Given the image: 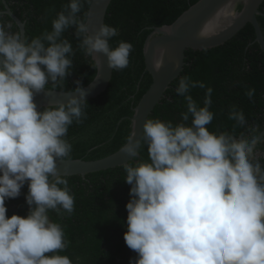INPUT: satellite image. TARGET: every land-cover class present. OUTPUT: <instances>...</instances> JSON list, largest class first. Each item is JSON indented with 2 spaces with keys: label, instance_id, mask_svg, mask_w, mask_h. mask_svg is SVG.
Returning a JSON list of instances; mask_svg holds the SVG:
<instances>
[{
  "label": "clouds",
  "instance_id": "9594fccd",
  "mask_svg": "<svg viewBox=\"0 0 264 264\" xmlns=\"http://www.w3.org/2000/svg\"><path fill=\"white\" fill-rule=\"evenodd\" d=\"M83 2L70 0L52 30L30 41L0 23V264H73L57 254L68 242L48 211H74L66 168L61 173L57 161L71 156L66 136L74 121L86 118L87 92L77 80L64 101L38 109L34 97L49 82L62 85L71 75L73 48L62 38L70 27L93 67L104 54L110 69L123 70L133 50L123 40L110 46L116 27L102 23L90 33L78 16ZM163 55L157 49L154 70L161 68ZM193 88L205 89L203 106L190 94ZM175 91L187 108L180 122L146 119L140 138L133 133L121 148L130 185L123 235L137 254L129 264H264V166L256 155L255 130L238 137L209 131L213 89L203 81L181 76ZM245 95L252 100L255 89ZM229 119L246 124L235 105ZM141 142L147 160L136 159ZM26 182L27 215L7 216L6 199L18 197Z\"/></svg>",
  "mask_w": 264,
  "mask_h": 264
},
{
  "label": "trees",
  "instance_id": "16d2710c",
  "mask_svg": "<svg viewBox=\"0 0 264 264\" xmlns=\"http://www.w3.org/2000/svg\"><path fill=\"white\" fill-rule=\"evenodd\" d=\"M198 0H111L104 24L116 27L118 35L109 41L115 47L120 40L130 42L133 50L129 65L123 70H112L107 88L87 100L86 118L69 126L66 139L72 144V153L66 159L94 160L120 149L131 133V116L134 107L151 84V76L145 69L143 45L154 27L171 24L178 16ZM70 0H0V23L11 25L10 32H19V27L6 12L8 8L24 23V37L30 41L44 31L52 30V21ZM91 0L83 2L78 16L86 21ZM241 4L236 5L239 10ZM257 15L264 37V0ZM70 27L62 38L73 48L70 55L71 75L61 84L49 82L45 88L71 91L79 80L81 87L93 80L96 67L91 58L78 47ZM252 25L246 23L234 36L224 43L201 50L186 49L184 65L180 74L170 83L164 96L155 105L148 118L171 121L174 125L187 110L186 102L175 89L181 76L203 81L211 87L212 103L209 110L214 114L207 125L209 131H227L235 136L248 134L254 129L258 139L256 155L264 166V52L257 42ZM248 88L255 89L252 100L245 95ZM193 99L203 106L205 89L190 90ZM235 105L245 116V126L229 119L230 106ZM190 122V121H189ZM259 137V138H258ZM137 160L148 159L147 147L141 142ZM135 163V161H131ZM123 167L68 175L71 194L74 195V211L58 215L49 210L51 221L59 223L65 233L67 247L57 254L67 255L73 264H129L135 252L124 241L127 230L126 203L130 199ZM27 182L16 198L6 199L7 216H26L29 206L25 201Z\"/></svg>",
  "mask_w": 264,
  "mask_h": 264
},
{
  "label": "water",
  "instance_id": "95a60500",
  "mask_svg": "<svg viewBox=\"0 0 264 264\" xmlns=\"http://www.w3.org/2000/svg\"><path fill=\"white\" fill-rule=\"evenodd\" d=\"M110 2L111 0H91L85 21L90 33L94 28H98L100 24L104 23ZM262 2L263 0H198L182 12L171 24L153 28L143 45L145 69L152 80L133 109L130 137L135 133L133 138H140L142 123L164 96V92L170 83L180 74L184 65V52L186 49L201 50L220 45L234 36L249 22L254 29V42H257L264 52V37L257 20V15L261 14L259 6ZM238 3L241 4L239 10L236 9ZM6 12L18 25L19 33L23 39L24 23L8 8ZM166 28L170 32H165ZM205 30L206 35H201V32ZM157 49L164 50L162 66L159 71L154 70L152 67ZM98 58L100 65L96 67L95 77L82 87L87 92L86 100L102 93L107 88L112 76L113 69L107 66L104 54H98ZM67 92L69 91L45 88L44 91L36 94L34 99L39 109L42 106L55 104L58 100L64 101ZM263 134L264 131L259 137ZM121 148L99 159L57 161V167L61 173L66 168L67 176L75 174L84 176L86 173L120 166L128 159L121 152Z\"/></svg>",
  "mask_w": 264,
  "mask_h": 264
},
{
  "label": "flooded vegetation",
  "instance_id": "af4514ba",
  "mask_svg": "<svg viewBox=\"0 0 264 264\" xmlns=\"http://www.w3.org/2000/svg\"><path fill=\"white\" fill-rule=\"evenodd\" d=\"M136 255H137V254L135 253L134 256H133V259L136 258Z\"/></svg>",
  "mask_w": 264,
  "mask_h": 264
},
{
  "label": "rangeland",
  "instance_id": "374dc122",
  "mask_svg": "<svg viewBox=\"0 0 264 264\" xmlns=\"http://www.w3.org/2000/svg\"><path fill=\"white\" fill-rule=\"evenodd\" d=\"M134 260H135V258H134Z\"/></svg>",
  "mask_w": 264,
  "mask_h": 264
}]
</instances>
